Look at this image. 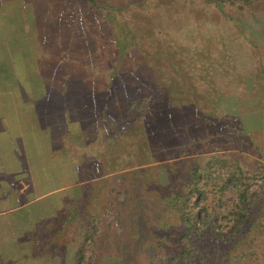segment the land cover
Wrapping results in <instances>:
<instances>
[{"label":"rangeland","instance_id":"1","mask_svg":"<svg viewBox=\"0 0 264 264\" xmlns=\"http://www.w3.org/2000/svg\"><path fill=\"white\" fill-rule=\"evenodd\" d=\"M34 1L0 0V17L9 8L12 11L5 15L6 21L0 22V37L4 32L3 23L13 34L25 35L9 40L5 47L0 45V64L8 67L3 68L1 80L10 79L15 84L20 81L21 87H29L22 75H10L8 64L18 57L14 52L10 57L8 47L18 46L15 42L20 47L25 44L32 25L29 20L20 22L17 16L22 19L21 14L30 13V6H38L50 15L48 26L53 24L52 17H63L65 35L70 34L79 42V61L68 74L71 84L78 79L82 84L87 82L96 87L97 94L110 89L107 94L114 100L121 85L127 84L128 89L137 91L130 92L132 98L122 106L113 107L112 114L106 101H98L104 123L98 126L96 140L92 141L89 132L83 130L66 133V144L75 154L70 158L75 157L73 163L77 164L73 167L65 158L54 156L49 161L52 166L45 169L49 177L25 190L24 200L29 202L18 205L23 196L17 197L19 194H11L8 189L10 197L5 198L0 190V264H73L79 232L84 230L79 224L91 220L104 202L113 199L116 204L108 213L111 218L114 216V225L100 223L97 241L87 246L89 261L91 264H144L161 239L171 243L172 234L160 235L163 238L157 235L158 222L176 224L178 221L173 210H165L168 197L163 199L158 190L164 184H169L171 189H183L191 164L187 158L217 152L218 147L229 148L226 151L235 154L243 169H249L246 173L252 176L250 189L262 182L254 176L253 169L259 166L256 157L261 151L259 136L240 123L232 107L217 110L218 91L211 74L212 65L218 63L212 59L216 52L219 58L224 57L223 70L229 73L230 57L236 50L229 24L234 21V13L236 18H241L240 12L246 8L219 7L206 0H146L141 8L129 7L117 14L116 24L111 26L98 12L88 11L90 5L84 0ZM107 1L116 5L126 3ZM117 26H123L121 29L125 32L130 30L133 37L130 43L122 44L121 55H117L113 39V27ZM57 27L62 31L60 24ZM29 46L32 54L33 46ZM204 55H210L212 61L202 60ZM33 63L29 55V65ZM109 70L111 75L119 76L115 84ZM139 76L143 77L144 86L136 89L138 84L130 82ZM130 101L133 113L127 107ZM8 109L0 110L1 153L15 149L19 132L17 115L12 120L10 115L4 118ZM21 132L29 148L46 147L39 139L38 126L34 125L31 132ZM83 153L89 157L82 158ZM96 157L99 171L94 164ZM62 184L71 185L58 188ZM53 188L58 189L50 191ZM121 190L122 193L118 192ZM231 199V195L226 196V201ZM74 201L82 211L77 223L66 225L64 221ZM255 222L249 232L235 240V251L230 244L226 245L224 254L220 250L214 254L217 262L212 264L226 263L233 251L240 253L241 260L245 258L243 253L250 251L253 264H264V217L259 229ZM232 231L233 227L224 226L221 234L225 236ZM239 246L243 253L238 250ZM247 246L248 251L244 248Z\"/></svg>","mask_w":264,"mask_h":264},{"label":"crops","instance_id":"2","mask_svg":"<svg viewBox=\"0 0 264 264\" xmlns=\"http://www.w3.org/2000/svg\"><path fill=\"white\" fill-rule=\"evenodd\" d=\"M32 2L35 1L32 0ZM30 10V13L21 14L22 19L17 16V20L20 22L29 20L32 25V30L27 35L28 38H25V44L20 47L15 42V45L18 46L9 45L8 47V55L11 57L10 53L14 52L18 57L15 62L11 59L12 62L10 61L11 63L8 64L11 69L10 75H22L25 82L29 83L26 86L29 87H21L23 82L20 81L15 84L10 79L9 81L6 78L1 80L3 68L6 70L8 67L4 63L0 64V110L9 108L7 112H4V118L10 115V120L17 115L19 132L15 138L16 147H24L22 149L15 147L7 153L0 152V168L2 169L0 171V190L4 192L5 198L10 197L8 189L12 191L11 194H19L17 197L23 196L18 205L30 201L24 200L25 190L29 189L31 185L39 184L45 177H49L45 169L52 166L49 161L54 156L65 158L67 163L73 167L77 164V162L73 163L76 160L75 157L74 160L70 158L75 154L66 144V133L83 130L89 132L88 137H92V141L96 140L98 126L104 123L101 121L100 111L97 108L98 101H106V107L112 114L114 113L113 107L119 106V104L122 106L124 102L126 103L132 98L130 92L134 94L137 91L128 89L127 84L121 85L119 94L117 93V100H114L110 94H107L111 91L110 89L106 90L105 88L97 94L96 87L89 86L87 82L82 84L78 79L77 83L71 84L68 81V74L75 70V62L79 61L77 51L79 42L72 39L70 34L65 35V29L62 27L63 17L56 19L55 16L52 17V27L50 23L48 26L51 19L48 12L39 10L38 6H30ZM7 12L12 11L10 8L4 11L0 22L7 20L5 16ZM15 12L19 14V12ZM240 13H242L241 18H236V13H234V21L229 24L231 27L228 25L231 28L230 35H233V44L236 49L233 56L230 57L232 67L228 69V74L226 71L224 72V64L221 62L224 57L220 55L219 58L216 52L212 59L218 60V63L212 65L214 69H211V74L218 91L217 110L227 106L232 107L233 115H237L241 119L240 123L245 125L249 131H255L258 134L260 142L258 145L261 151L256 154V157L258 156V160H256L264 166V6L243 10ZM243 18L244 20H242ZM4 24L1 28L4 32L0 37L2 47L8 45L9 40L15 37L25 36L24 34H13L9 31L8 25ZM59 24L62 31H59L57 27ZM218 33L220 32L218 31ZM29 44L33 46L32 54L27 47ZM29 55L33 57V66L29 65ZM210 58V55H204L202 60L206 59L210 63L212 61ZM109 72L112 76L111 81L115 84L119 80V76L116 73L111 75V70ZM141 78L143 77L139 76L130 83L138 84L139 86H135L138 89L141 87L140 85H143ZM4 82H8V84H4ZM109 87L112 88V86ZM153 99L155 100V97ZM34 125L38 126L39 139H42L40 141L46 147L32 149L28 147L25 139H22L21 131L31 132ZM84 141L86 142V140ZM83 157H89V155L83 153ZM96 160L97 157L94 164L98 170ZM70 185L62 184L58 188H66ZM58 188H53L50 191Z\"/></svg>","mask_w":264,"mask_h":264},{"label":"trees","instance_id":"3","mask_svg":"<svg viewBox=\"0 0 264 264\" xmlns=\"http://www.w3.org/2000/svg\"><path fill=\"white\" fill-rule=\"evenodd\" d=\"M125 4H113L107 0H84L89 4L88 11L93 10L111 26L116 24L115 17L123 13L129 7L144 6L146 0H124ZM216 6L230 5L240 8L252 9L257 6H264V0H206ZM127 22V21H126ZM127 27V25H125ZM123 26L113 27V39L117 47V55H121L122 44L126 45L133 38L131 31H124ZM129 28V26H128ZM135 35V33H134ZM131 36V37H129ZM142 37V36H141ZM126 40V41H124ZM132 101L128 102L129 112L133 113ZM136 117V116H135ZM138 117V115H137ZM218 147L217 152L189 157L191 164L186 173L187 184L183 189H171L169 184H164L158 193L166 200V209L173 210L177 215L176 224L158 222L156 231L160 235L170 236L171 243L161 239L154 248L152 255L148 256L144 264H212L219 250L224 254L223 249L230 244V248L237 249L235 240H238L253 228L254 221L256 228L261 226L260 221L264 217V166L259 164L254 169V176H258L262 182L255 184L250 189L249 181L252 176L243 169V164L230 155V149ZM225 151V152H224ZM233 152V150H231ZM228 153V154H227ZM202 159V161H201ZM260 167V168H259ZM259 168V169H258ZM249 170V169H248ZM122 193L121 191H118ZM125 193V191H123ZM232 196L226 201V196ZM198 198V200H196ZM91 220H84L79 224L84 230L80 231L76 249L73 253V264H91L90 256L87 253V246L97 241L96 237L101 228V222H107L113 227L115 218H111L108 209L114 207L116 199L106 201ZM112 206V207H111ZM75 201L71 204L68 217L64 224L77 223V216L81 213ZM76 219V220H75ZM157 220V219H156ZM87 223V224H86ZM157 223V222H156ZM88 225V226H87ZM233 227L234 231L221 234L224 226ZM85 226V227H83ZM90 228V229H89ZM254 228V229H256ZM169 238V239H170ZM232 244V245H231ZM236 246V248H234ZM246 251L249 246L244 247ZM240 250V246L239 249ZM230 259L223 264H252L253 259L250 251L243 253L245 258H239L240 253L234 252ZM217 262V261H215Z\"/></svg>","mask_w":264,"mask_h":264}]
</instances>
